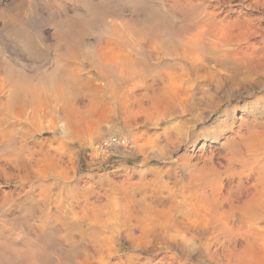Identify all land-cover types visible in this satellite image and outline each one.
Here are the masks:
<instances>
[{
  "label": "bare ground",
  "instance_id": "6f19581e",
  "mask_svg": "<svg viewBox=\"0 0 264 264\" xmlns=\"http://www.w3.org/2000/svg\"><path fill=\"white\" fill-rule=\"evenodd\" d=\"M163 3L161 9L152 8L149 16L143 18L152 31L147 45L149 55L139 51L119 64L102 63L98 57L96 59V53L86 50L88 45L94 46L93 42L87 45L86 37L98 24L106 23L111 13L106 1L99 5L90 2L87 14L69 16L62 7V16L55 19L53 45L47 44L39 32L29 30L24 23L23 11L19 9L22 5L16 6L13 13L4 12L0 29V176L18 182L15 187L19 186L21 190H9L0 184V264H188L192 252L190 242L196 237L184 232L194 230L193 226H187V230L182 227L181 224L191 223L186 217V221H180L174 230L169 231L167 219L179 206L192 209L203 203L210 208L215 203L229 200V197L236 204L240 190L234 184L231 190L225 191L224 178L235 180L234 177H238L235 183L243 192L242 187L247 188L244 178L248 182L255 174L254 182L250 184L253 189L250 186L251 190L245 188V198L240 196L239 205L233 206L229 201L230 206H227L230 208L223 207V203H220L222 209L216 211L214 208L220 218L206 228L210 237L219 239L227 232L230 227L228 216L236 207L250 217L264 214V148L262 143L254 145L262 137L254 138L256 142L253 140L260 133V118L264 111L250 106L245 108V116L236 117V106H231L245 93L250 95L256 87H264V26L255 25L257 21L264 22V0H239L233 4L242 6L247 3L248 7L259 11L258 18H245L246 24L239 16L227 18V13L232 10L226 7L232 4L231 0H163ZM146 24L143 23L145 27ZM105 28L99 36L101 39L106 34L121 36L120 28L114 23ZM6 39L12 42L16 52L19 48L35 58H42L52 49L56 55L54 68L48 70L37 64L24 65L18 55L8 59L3 45ZM86 60L100 74L98 78L102 83H94V77L85 80L80 76ZM73 61L79 66L70 63ZM6 88L10 90L6 92ZM223 106L222 113L233 116L232 122L222 121L218 131L194 129L205 118L203 111L213 114ZM142 109L146 110L145 120L152 125L179 114L190 115L185 121L163 130L165 144L161 145L157 139L151 140L155 149L152 155L168 158L189 139H192L191 149H194L199 137L212 134L222 139L226 158L222 169L212 162L200 164V168H188L186 172L190 163L184 162V156L180 159L186 165L183 163L177 167L178 171L172 167L164 171L167 176L175 178L174 186L165 184L161 187L153 182L146 189L144 184H134L137 187L130 192L126 189L130 181L125 180L116 183L118 188H112L111 193L106 189V202L96 203L90 199L95 194L93 190L71 186L69 180L72 176L60 158L57 160L60 171L40 175L33 168L38 164L35 162L37 158L24 154L30 148L22 138H26L33 127L38 128L43 118L50 116L53 122L59 121L62 137L68 139L69 136H79L86 126L88 129L96 121L103 124L119 121L125 110L138 116ZM238 120V127L234 130ZM127 122L123 124L128 125ZM249 139L255 143L251 141L249 144ZM206 150V144H203L199 155L210 159ZM211 154H215L214 149ZM44 159L41 162H47ZM157 176L155 180L159 181L163 175ZM184 177H188L185 186L181 184ZM28 183L30 186L23 196L22 191ZM233 187L239 190L234 196L236 201L232 198L235 195ZM54 188L58 191L54 192ZM126 191L131 194L128 196L134 197L132 205L124 204ZM138 194L140 198H135ZM171 208L174 209L171 211ZM176 217H171L172 221ZM122 241H126L129 248L124 255L120 253L124 248ZM211 243L208 239L204 247L211 262L231 264L233 249L228 247V252L220 256L217 249H212ZM158 252H168L170 256L156 259ZM113 257L115 261L111 262Z\"/></svg>",
  "mask_w": 264,
  "mask_h": 264
},
{
  "label": "rangeland",
  "instance_id": "374dc122",
  "mask_svg": "<svg viewBox=\"0 0 264 264\" xmlns=\"http://www.w3.org/2000/svg\"><path fill=\"white\" fill-rule=\"evenodd\" d=\"M103 1L108 2V4L111 7V13L107 18V22H106L107 24L106 23L98 24L94 28L92 32L93 34L91 33L90 35L86 37L87 45L88 43L90 44V42L91 43L93 42L94 46L96 45L95 47L93 45L92 46L88 45L89 48L87 47L86 50H88V52L90 51L89 53L91 52L96 53L94 54L96 59L98 57L97 60L101 61L102 63L109 62V63L119 64L121 62L127 61L128 58L133 57L134 56L133 54L139 51L143 53L144 55L148 56L149 52H148L147 45L151 40L152 31H150L151 30L150 27H148V24H146V21H145L146 19L144 20L143 18H146L149 16L148 13H150L152 8H155V7L160 8L162 4H164L163 0H137V3L135 0H119V1L118 0L116 1L115 0H109V1L103 0ZM103 1L102 0H43V1L42 0H0V29L2 28L3 23H4V16H3L4 12L13 13L14 10L16 9V6L17 8H19V6L22 5L20 6L19 9L21 12L23 11L22 13L24 17V23L28 26V28H30L29 30L31 31L33 29L34 31L32 30L31 32H39L47 44L53 45L55 43V37H54L55 19L62 16L60 15V12H62L61 10L62 7L65 10L64 13H66L67 11L66 15H69V16L74 15L76 13L87 14L89 12L88 4L90 2H92L94 5H99ZM138 2L143 7L139 5ZM231 2L232 4L226 7L232 10L230 13L229 12L227 13L228 19L230 18L235 19L239 16L241 19L240 21L242 22V19H243L244 20L243 24L244 22L246 24L247 21H245V18L250 20V19L258 18L260 16L259 11L257 9L248 7L246 5L247 3L242 6L240 5L233 6V4L238 3L239 0H231ZM32 4H34V6H31ZM132 5L134 6V8H136V10H134ZM35 6L37 7L36 9H35ZM31 8H34L35 10ZM257 15L259 16L257 17ZM131 20L132 21L135 20L137 22L135 21L131 22ZM139 20L141 21L142 24H140ZM259 22L257 21L255 25L259 26L262 24L264 26V22H261V21ZM110 23L111 25H109ZM113 23L114 25H117V27L120 28L121 36L106 34L101 39L99 36H101V33L103 34V32L106 29L105 27L106 26L107 28L110 26L112 27ZM143 23L146 24V27L145 25H143ZM97 34L98 36H96ZM99 38H100V41L98 40ZM3 45L6 50L5 56L8 59L11 58L12 55L13 56L18 55V57H20V62L22 64L24 63V65H28V66L40 65V66H44L45 68H48V70H52L55 66L56 55L52 51V49H50V53L47 54L48 56L45 55L42 58H35L25 53L24 51L20 50L19 48H18V51L16 52L14 45L8 39L4 41ZM70 63L73 64L74 66H79L76 61H73ZM99 75L100 74L94 70V68L90 65V63L87 60L84 61L83 70L81 71V75H80L81 77H83L85 80H89V78L94 77L95 78V80H93L94 83L100 84L102 83V80L98 78ZM116 75H117V71H115V76ZM9 90H10L9 88H6L5 91L8 92ZM253 91L252 93H250V95L245 93V95H242L243 97L241 96V98L235 99L233 103L231 104V106L233 105L236 106V112H237L236 117L245 116L246 115L245 108L246 107L250 108V106L258 107V110L260 109L261 111L262 110L264 111V87H261V88L256 87ZM147 105L148 104H146L145 107ZM137 107L138 106H136L135 108L137 109ZM224 108H225L224 106L221 107L217 112L213 114H211L209 111H203L202 116L204 115L205 118L203 117L204 119L202 120V122L198 124L196 128L194 129L199 132L200 130H203V129H209V131H212V130L218 131L219 125L222 121L232 122L233 116H227L222 113ZM144 110L145 109L140 110V113L138 114V116H134L130 111L125 110L122 114V117L119 118L120 120L118 119L119 121L113 120V121L105 122L104 124L101 123L100 121H96L95 124L91 125L92 128L88 127L87 129V126H86L84 131L82 132L83 134L81 133L79 135L80 137L79 136H69L68 139H64L62 137V128L60 126L59 121L53 122L50 116L43 118L42 121H39L38 128L36 127L35 129V127H33L35 131L33 130L27 133L26 138L25 136L22 138L23 142L26 143L28 147L30 148L26 150L24 154L26 156L34 155V158L35 159L37 158V161L35 160V162L36 163L38 162V164L35 163L36 165L34 164L35 166L33 168L40 175L44 173L53 172L55 170L60 171V167L57 166V160L60 158L62 162H64V164L67 166V170L72 176V178L69 180V183H71V186H74V185L78 187L83 186L80 189L85 187L84 190H87V189L89 191L93 190L95 194H92L90 199L91 201H94L96 203H101V201L106 202L107 200L106 189L107 191L109 190L108 193H111L114 190V188L117 190L118 185H116V183L118 184L125 180L130 181V183L127 184V186L129 187L126 188L128 189V191L130 190V192H132V189L137 187L135 186L137 184L142 185V186L144 184L146 189H149L150 185L153 184V182H155L156 185L159 184V186L161 187L165 186V184H167L168 187L170 186L172 187L175 185V178L167 176L164 173V171L167 170L168 167H172L173 170L178 171L179 168L177 167H179L186 161L190 163V167H187V169L185 170L186 172L189 171L188 168H193V167L195 168V166L197 168H200L201 166H203L202 164L212 163V162H214L216 165L219 164L217 166L220 169H222V165L226 163L225 162L226 158L223 155L225 154L224 146H222V139L212 136V134L206 137H199L200 139L199 138L197 139L196 144L194 145L196 148L194 147V149H191L192 139H189L188 141L184 142L180 146V148H177L172 153V155L169 154L170 156L168 158H161L162 157L161 155L159 157H155L154 155H152L154 154L155 149L152 148L151 140L157 139L158 141H160L161 145L165 144L164 136L161 134L163 130L166 128H169V126L172 127L174 123L176 124L177 122L181 123V121L183 120L185 121L187 118H190L189 117L190 115L186 113L188 115L187 117V115L185 116L184 114L183 115L179 114L180 116L177 115V116H173L169 118L171 121L169 119L162 120L163 122L160 121L157 125H152L145 120L146 118L144 114H146V110L145 112ZM130 115H132V117H130ZM177 117H179L181 120L179 118L177 119ZM124 121L125 122L128 121L127 122L128 125L123 124L125 123ZM239 121L240 120H238L234 124V130L237 129ZM260 121L262 122V124L259 127V130H260V133L262 134L263 132V134L262 136L260 133L259 135L256 134L257 137L255 135L253 137V140L254 138L256 139L261 138V137L262 138L259 140L255 139L256 141H260L257 143H255L256 142L255 140H254L255 142L253 140L251 141H253V144L255 143L254 145L258 143L261 145L262 143L263 144L262 149H263L264 148V116L260 118ZM115 122H116V125H115ZM101 125L102 127H100ZM25 127H28V126H25ZM228 135L233 136V133L231 134L228 133ZM117 141H118V144H117ZM248 141L250 144L251 142L250 139ZM203 144H206V148H207L206 155L208 156L211 155V157L209 156L210 159L208 157L206 159V156L201 157L199 155L201 152V146ZM249 144L247 143V145ZM140 147H141V150H139ZM245 148L242 147V149H245ZM258 148L261 149V146ZM213 149L215 151V154H214L215 156L214 155L212 156L211 154V150ZM45 156H46V159H44ZM184 156L186 157L187 160L185 159ZM180 158H182L184 162L183 160L181 161ZM42 159H44V161L49 162L50 164L47 162H41L43 161ZM207 160L208 161L212 160V161L208 162ZM178 161L181 163H179ZM194 161H196L197 163ZM191 164H193V166ZM41 165H43V167H41ZM184 165L186 164L184 163ZM9 170H12V168H9ZM157 175H160V177L161 175H163L161 178L162 180L161 179H159V181L155 180L156 179L155 176ZM254 175L255 174H252L251 178L249 177L248 182H246L247 178H244L245 179L244 185L247 186V188L245 187L246 189L249 188V190H251L250 184L254 182L253 181ZM234 178L236 179L234 180L233 178H224L223 180V188L225 191H227L230 188L232 189V186L234 184H235L234 186L240 190L239 192V190L237 191L236 188L233 187L235 188L234 189L235 191L234 190L232 191H234L233 194L235 195H233L232 198H234V196H236L238 192L239 194L242 192L241 187L238 184L236 185L237 183L236 180L238 179V177H234ZM0 184L9 190L10 189L11 190L16 189L18 191L21 190L19 186L15 187L17 184H19L18 182L14 180L13 181L5 180L1 176H0ZM29 184L30 183L25 185L24 190L22 191L23 196L25 195V190L29 188L30 186ZM181 184L184 186L186 184L188 185V177H184L183 182ZM238 186L240 188H238ZM226 187L227 189H225ZM245 188L242 187V190L244 189L245 191L243 190L242 194L240 195L238 194L236 196L238 200L240 198V201L242 200L241 197L242 196L244 197V192H246ZM251 188L253 189V187ZM56 191H58L57 188H54V192ZM103 192H104V195H102ZM98 194H101V195H98ZM128 195H131V194H128L127 191L124 192V204L127 203V204L132 205V203H135L132 199L134 197L128 196ZM138 197L140 198V194L136 195L135 198H138ZM236 197L234 198L235 200L233 199L234 201L237 200ZM195 198L198 200L200 199L197 195H195ZM101 199H104V200H101ZM231 200L232 199L229 197V200H224L223 202L220 201L219 203H215L213 204L214 207L210 206V208L206 207L203 203H202L203 206L198 205V208H195L197 207L196 205L192 209H189L184 206L183 207L179 206L180 208L177 207L175 208L176 210H173L174 208H171V211L172 210L174 211L171 217H173L174 215L177 217L173 221L171 217L169 218V220L167 219V222L170 226V228H168L169 231L174 230L175 229L174 227H177L176 225L179 224L180 221L182 220L186 221V217H187V222L188 223L191 222V223L186 224V225L181 224L182 227L185 230H187V226L188 227L193 226V229H194V230H191L190 232L183 231L189 236L194 235L196 237L190 242L189 248L192 249L191 250L192 252H191L188 264H214L204 253V250H205L204 247H206L208 239L212 241L211 243L212 249L214 250L217 249L220 256H223L224 253L228 252L227 250L228 247L233 249V252L235 253H234V256L231 257V259H233L232 261L233 263L231 262V264H264V214L261 217H257V216L250 217L244 214L243 209H239L238 207H236L235 210H233L234 213H231L232 215L233 214L234 215L233 216L230 215V217L228 216L230 227L228 228L225 234H222L219 239H216V238L210 237V234L206 232V230H208L206 228L211 227L212 222H215V220L220 218L219 216H217L216 211L222 209L223 205L221 206V204L223 203L224 204L223 207L225 208H230L229 201ZM238 200L236 201V204L239 205L241 202L239 203ZM231 203H233V206L236 205L235 202L231 201ZM228 204L229 206H227ZM169 206H170V203L167 204V207ZM215 207H216L215 209L216 211H214ZM176 211H178L179 213ZM247 219L248 221L249 219H251L252 221L250 220L248 222ZM251 226L253 230H251L250 228ZM230 228H232L231 231L229 230ZM248 228H249V231H248ZM258 228H261V229L259 230ZM198 234H199L200 239L198 237ZM235 235H236V239H235ZM226 237H229V238L226 240L225 239ZM224 242H225V245H223ZM122 243H124L125 249L123 248L122 249L123 251H121L120 253L124 255L127 252H129V248H128L126 241L124 242L122 241ZM162 256L164 258H168L170 256V253L158 252L156 259H159ZM114 259L115 258L113 257L111 259V262H114L115 261Z\"/></svg>",
  "mask_w": 264,
  "mask_h": 264
}]
</instances>
